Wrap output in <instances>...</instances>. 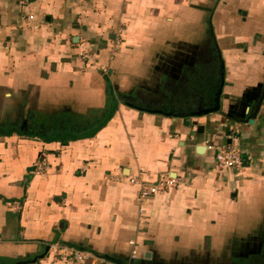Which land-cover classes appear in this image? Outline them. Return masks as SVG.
Segmentation results:
<instances>
[{"label": "crops", "instance_id": "obj_1", "mask_svg": "<svg viewBox=\"0 0 264 264\" xmlns=\"http://www.w3.org/2000/svg\"><path fill=\"white\" fill-rule=\"evenodd\" d=\"M222 77L219 111L198 113ZM263 92L264 0H0L3 100L94 132L0 135V264H66L56 241L123 264H264ZM207 142L236 144L242 168ZM119 169L183 185L141 223L138 186L105 178Z\"/></svg>", "mask_w": 264, "mask_h": 264}, {"label": "built area", "instance_id": "obj_2", "mask_svg": "<svg viewBox=\"0 0 264 264\" xmlns=\"http://www.w3.org/2000/svg\"><path fill=\"white\" fill-rule=\"evenodd\" d=\"M33 15L29 18L33 19ZM119 44V41L116 43ZM115 44V45H116ZM115 45L113 47H115ZM80 55L84 60L90 59V53L82 49ZM229 138L234 139L229 135ZM206 148L214 153V158L219 167H232L240 169L243 166V153L241 149L233 142L229 143H213L207 142ZM47 169V161L43 157L35 163L33 173L42 174ZM106 179L114 180H127L133 185L138 186V192L135 200L139 208V218L141 223H145L148 216L146 212V205L148 198L151 196L161 193L170 192L173 190L180 189L183 185L182 179L179 177H173L169 174H160L155 181L149 182L145 180L140 174H128L125 175L119 169L116 173H111L105 176ZM13 208L19 209L20 203L14 201L11 203ZM133 250L131 252L132 258H137L139 250L136 242L131 241ZM48 253L57 258L58 260L65 262L66 264H123L119 263L107 256L100 255L92 250L79 248L73 245L61 243V242H50L48 245Z\"/></svg>", "mask_w": 264, "mask_h": 264}, {"label": "trees", "instance_id": "obj_3", "mask_svg": "<svg viewBox=\"0 0 264 264\" xmlns=\"http://www.w3.org/2000/svg\"><path fill=\"white\" fill-rule=\"evenodd\" d=\"M42 120L40 122L35 121L33 123L36 128L39 130L33 132L31 129H25V130H15L11 129L10 127L6 130H0L1 134H11L13 132H16L18 134L24 135V136H38L46 141H52V140H69L73 139L77 136H85V135H91L92 132H82V131H75L77 129H81L82 127L74 126V123H84V120L81 118H78V120H74V118H69L68 116H41ZM33 119V118H32ZM34 126V127H35ZM72 129V130H71Z\"/></svg>", "mask_w": 264, "mask_h": 264}, {"label": "rangeland", "instance_id": "obj_4", "mask_svg": "<svg viewBox=\"0 0 264 264\" xmlns=\"http://www.w3.org/2000/svg\"><path fill=\"white\" fill-rule=\"evenodd\" d=\"M26 103L24 95L13 96L10 102L4 101L3 95L0 94V130L9 127L15 130L31 129L33 132L39 130L33 123L40 122L42 117L26 109Z\"/></svg>", "mask_w": 264, "mask_h": 264}, {"label": "water", "instance_id": "obj_5", "mask_svg": "<svg viewBox=\"0 0 264 264\" xmlns=\"http://www.w3.org/2000/svg\"><path fill=\"white\" fill-rule=\"evenodd\" d=\"M222 74H223V72H222ZM223 83H224V79L222 77L221 84H220V87H219V89H218V91L216 93V96H215V99L213 101V104L210 107H208V108H204V109L198 111V113H205V114H207V113H211V112H214V111H219L220 104H221V101L220 100H221V93H222ZM263 100H264V92L261 95L260 99L255 104V107L253 108V113L250 116L251 117L250 118L251 119L250 121H253V119L256 117L259 109L261 108V105L263 103ZM47 250H48V247H47ZM107 257L110 258V259H113V260H115V261H117L119 263H122L121 261L116 260L112 256H107ZM150 258H151V253L150 252H146L145 255H144L143 261H145V259H150ZM142 264H145V263L143 262Z\"/></svg>", "mask_w": 264, "mask_h": 264}]
</instances>
